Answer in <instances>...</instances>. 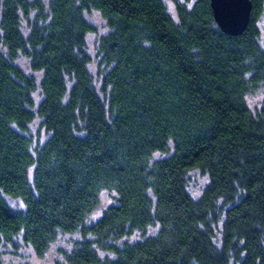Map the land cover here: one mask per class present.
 I'll return each mask as SVG.
<instances>
[{
    "label": "trees",
    "instance_id": "1",
    "mask_svg": "<svg viewBox=\"0 0 264 264\" xmlns=\"http://www.w3.org/2000/svg\"><path fill=\"white\" fill-rule=\"evenodd\" d=\"M251 2L233 37L210 0H173L175 18L164 0H0V264L15 240L42 258L74 234L54 264H264V101L246 100L264 83V0ZM92 12L109 30L99 87ZM192 171L207 178L197 198ZM104 192L115 202L89 224Z\"/></svg>",
    "mask_w": 264,
    "mask_h": 264
},
{
    "label": "rangeland",
    "instance_id": "2",
    "mask_svg": "<svg viewBox=\"0 0 264 264\" xmlns=\"http://www.w3.org/2000/svg\"><path fill=\"white\" fill-rule=\"evenodd\" d=\"M168 11L175 18V5L173 0H164ZM182 2L193 3L195 0H180ZM88 22L94 27L95 32L87 36V49L92 58V62L89 66L90 73L92 74L97 86H100V79L102 76L103 66L100 65V58L97 52V46L99 43L100 37L108 33V27L106 26L105 21L101 18L98 12H92L86 16ZM23 28H27L26 21L22 22ZM258 27L260 29V43L264 47V16H262L258 22ZM16 64L28 75L33 76L36 80H40L41 74L32 71L29 61L24 57L17 59ZM36 103L38 104L41 100L39 93L34 94ZM247 103L252 110H258L262 102L264 101V83L256 88L254 91L250 92L247 95ZM28 135L33 139L34 145H39L43 143L48 137L45 131L40 126V121L35 120L34 123L29 126ZM162 155H158L161 157ZM207 184V178L199 171H192L188 175V189L190 194L197 198L201 195L204 187ZM9 205L14 210H20L23 208L22 203L19 200L7 199ZM115 196L113 193L104 192L100 196V204L98 209L89 217L88 223L92 224L97 221L103 211L114 204ZM154 230H148L147 235L152 236ZM79 235H60L57 241L51 246L50 250L45 254L44 257L40 258L35 255L31 248L23 244L20 240H15L14 244H6L2 249V256L4 264H54L56 260L59 259V250L68 249L72 244L79 240ZM143 236L141 234H134L130 237L127 242H135L142 240Z\"/></svg>",
    "mask_w": 264,
    "mask_h": 264
},
{
    "label": "water",
    "instance_id": "3",
    "mask_svg": "<svg viewBox=\"0 0 264 264\" xmlns=\"http://www.w3.org/2000/svg\"><path fill=\"white\" fill-rule=\"evenodd\" d=\"M213 18L220 30L229 36H240L247 29L251 0H210Z\"/></svg>",
    "mask_w": 264,
    "mask_h": 264
}]
</instances>
